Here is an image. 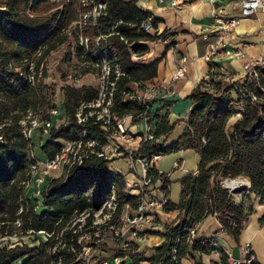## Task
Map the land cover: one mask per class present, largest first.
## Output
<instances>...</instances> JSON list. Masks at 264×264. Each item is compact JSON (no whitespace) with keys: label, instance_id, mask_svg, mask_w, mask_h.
<instances>
[{"label":"trees","instance_id":"16d2710c","mask_svg":"<svg viewBox=\"0 0 264 264\" xmlns=\"http://www.w3.org/2000/svg\"><path fill=\"white\" fill-rule=\"evenodd\" d=\"M69 1L63 9L53 11L63 4L61 0L58 4L54 0H0V6L7 9L0 14V233H3L1 237L8 235L7 225H15L24 234H47L46 239L36 238L37 244L33 246L0 247V264L19 261L21 264H87L83 257L86 246L83 237L88 231H95L87 229L94 225V214L111 203L114 207L111 221L117 223L127 206L136 209L139 196L128 193L126 178L111 172L110 160L99 155L109 144L117 119L129 116L133 124L144 119L150 125L156 121L154 139H143L135 153L137 158L151 159L154 154L182 149L196 150L200 155L198 170L181 179L180 203L168 199L164 205L165 211H181L178 223L164 231H146L140 236L153 233L165 238L155 248L151 264H181L186 256L201 264L198 255L211 253L215 248L202 237L190 241L189 232L195 224L217 215L223 228L238 240L253 211L248 202L251 194L264 202V67L257 78L231 85L224 74L212 71L216 64L210 63V88L206 89L204 81L198 84L191 95L189 127L178 142L167 146L175 125H170L166 115L153 111L150 103L129 99L127 95L137 84L143 88L145 81L157 75L158 61L144 65L138 60L149 51L148 43L165 40L175 32L151 34L145 30L142 24L152 15L140 9L135 0H88L83 15L95 7L99 16L85 20L88 45L79 40L76 56H83L81 61L88 65L90 60L93 65L107 63L105 101L100 107H84V121L79 122L80 108L97 102L100 92L88 86L65 88L66 122L51 129L50 139L41 151L51 161L63 152L61 141L71 142L74 148L78 147L77 155L82 162L66 166L64 175L50 179L41 193L43 209L39 211L24 193L33 162L29 156L31 140L26 137L21 121L42 102V90L36 83L37 73L31 70L32 64L37 70L57 44L64 43V32L69 26L80 21L77 0ZM153 19L156 26L157 19ZM233 87H237L236 97L232 96ZM110 98L108 114L99 117L98 112ZM237 113L241 118L230 125V119ZM108 119L110 122H106ZM160 138H164L163 143L159 142ZM148 176H154L153 182H162L168 197L170 178L155 166L149 168ZM239 177L248 179L251 186L244 190H250L249 197L237 203L236 193L223 187L222 181ZM83 216L86 224L79 229L82 221L77 220ZM135 250L133 243H128L114 257L127 255L137 264L145 258L134 253ZM222 261L230 264L225 252ZM252 264L259 263L255 260Z\"/></svg>","mask_w":264,"mask_h":264},{"label":"crops","instance_id":"0c3cea01","mask_svg":"<svg viewBox=\"0 0 264 264\" xmlns=\"http://www.w3.org/2000/svg\"><path fill=\"white\" fill-rule=\"evenodd\" d=\"M135 1L140 9L150 13L152 18L157 19V25L154 26L151 34H161L165 30L175 32L174 35L168 36L165 40L149 42V51L138 59L144 65L158 61L156 77L145 81L143 89L139 92L142 95L145 93L150 94L149 102L152 110L158 111L161 116L166 115L170 125H175L174 131L167 138L166 144L170 146L178 142L189 127L188 119L193 106L191 95L201 79L208 74L210 63L213 62L212 59H215L214 64L219 65L230 74L229 83H231L243 80V65L245 62L258 60L264 56V13L258 12L243 19L229 35V48L225 52L210 57V45L215 41V36H211L209 40H206L204 36L208 31L219 28L214 22L216 14L220 13L218 8L225 17L240 16V10L235 3L229 2L220 5L214 4L211 0H177L179 4L174 6L170 0L164 3H161L160 0ZM172 41L175 43L172 44ZM238 51H242L244 55L237 57L235 54ZM184 63L186 64L184 77L173 80L174 74ZM61 115L52 116L54 127L62 117ZM240 118L241 116L234 115L229 124H235ZM147 121V119H144L137 124H133L132 117L125 118L126 126L133 135V141L128 149L124 148L126 152L123 156L113 155L108 164L111 172L121 174L126 178L127 191L131 195L140 194L142 190L141 182L145 172L140 162L136 163L135 170H131L127 156L140 148L149 127L152 132H155L156 121L152 125L148 124ZM38 133L34 129L33 137L39 138L40 134ZM46 136L48 137L45 138ZM46 136H42L43 145L50 139V133ZM111 139L109 145L105 147V151L109 154H111V144H114ZM163 140L164 138H160L159 142L163 143ZM39 159L48 161L43 152L39 154ZM199 162L200 155L192 149H182L177 152L163 154L155 161V167L159 172L166 174L171 180L168 188V199L174 204L178 205L181 201L183 189L181 179L187 174L195 173L198 170ZM40 173L38 172V174ZM50 174L44 176L42 184H38L39 178L35 177L24 190L26 198L31 200L33 198L40 199V206L37 208L41 210L43 209L42 196L35 193L37 187L40 188L38 192L42 193L51 179ZM59 176V171H57L52 178ZM145 189L148 196L158 199L166 196L160 180ZM239 193L235 195L237 203L244 200ZM248 202L253 206V211L249 215L238 240L223 228L217 215L208 216L198 225L197 237L210 240L215 248L211 253L198 255L201 264H223V252L231 253L236 259H242L247 245L250 246L256 262L264 264V223H261V219L264 217V202H260L256 194H251ZM153 215L154 224L148 230L149 232L164 231L167 226L177 224L182 213L179 210L165 211L162 208L154 209ZM164 241V237L153 233L138 237L132 236L130 243H133L134 249H136L134 253L143 255L145 258L137 264H151L152 258L156 255L155 248ZM118 245L120 244L118 243ZM104 262H107V264H136L130 256H122V261L118 263L115 262L114 257L108 258L106 253H102L99 259L87 264H102ZM181 264H196V262L190 256H186L182 258Z\"/></svg>","mask_w":264,"mask_h":264},{"label":"rangeland","instance_id":"374dc122","mask_svg":"<svg viewBox=\"0 0 264 264\" xmlns=\"http://www.w3.org/2000/svg\"><path fill=\"white\" fill-rule=\"evenodd\" d=\"M60 0H54L56 4H58ZM63 3L58 7H54V10L63 9V5L65 3L69 4V0H61ZM85 2V3H84ZM88 0H77L76 5L79 9V17L80 21L74 22L69 28L64 32L66 40L64 43L57 44L56 48L52 50L49 55H47L40 63L39 68L36 70L34 68V63L32 64V69L34 74L37 73V80L36 83L40 84V88L42 90V102L40 106L36 110H32L28 116L25 118L27 123L25 125L26 135L31 140L32 147L29 152L30 159L32 160L31 166V178L28 181L26 186H29L35 177L39 178L38 184H42L44 181L43 178L48 173L52 177L54 174L59 171L61 177L66 172V166L70 164L72 161L75 160L78 147L74 148L75 145L71 142L61 141L64 147V155L65 159L60 158V166L56 169L50 168L47 166V161H43L39 159V154H41V148L43 146V138L42 136L50 132H46V130L52 129L53 122L52 116L56 114H62L61 118L56 122V127L61 126L66 122L67 116L65 112V88H80L82 86L93 87L100 92V98H104V94L107 91V84L106 81L103 82V74L107 69V66L101 68L98 66L93 65L92 61L90 60L89 63L85 61H81L83 56L78 58L77 54V45L83 39H85V32L86 28L84 24H80L82 21L86 20L89 21L91 16H94L95 7L89 11L85 15H83V7L88 6ZM56 4H54L56 6ZM52 5V7L54 6ZM6 9L4 6H0ZM81 9V11H80ZM7 11V9H6ZM83 23V22H82ZM45 49L41 51V53L37 54L35 57L36 60L40 57ZM89 62V61H88ZM86 66H91L93 70L89 71L86 69ZM234 84V82L228 83ZM104 86V88H102ZM232 96L236 97L235 90L237 92V87H233ZM102 91V96H101ZM106 114V111L101 110L98 112V115L101 116ZM46 121L51 122V126L48 128L45 124ZM36 129L40 134L39 138L33 137V131ZM46 136L45 138H47ZM70 146V148H69ZM76 155V156H75ZM123 156V155H122ZM38 172H41L38 174ZM58 178V177H57ZM249 187H246L248 189ZM39 187H37L36 195H41ZM239 192H236V194ZM250 190L244 192L243 190L240 191V195L245 199L249 197ZM33 203L40 206V199L33 198ZM37 210H41L38 209ZM114 207L113 204H108L106 207L102 208L101 210L97 211L94 214V221L93 226L88 227V230H95L89 232L83 237V241L85 242V253L84 259L86 263H92L96 259H99L102 256V253L108 254V258H113L116 253L120 252L121 247H125L127 242H131V237L129 234L124 236H118L116 231H118V227L114 226L117 223H114L112 220V215ZM78 221H82V225H80L79 229H81L86 224V216L81 217ZM76 222V223H77ZM112 224V225H111ZM120 230V229H119ZM3 234V233H2ZM2 234L0 233V247H12L17 244L24 245L27 244L29 246L36 245V238L40 237L42 239H46L45 233H37V234H24L21 230L18 229V226L7 225L6 228V236L1 237ZM118 243L120 245H118ZM106 258V257H104ZM103 260V259H102ZM21 261L16 262L15 264H20Z\"/></svg>","mask_w":264,"mask_h":264},{"label":"built area","instance_id":"2783aa9c","mask_svg":"<svg viewBox=\"0 0 264 264\" xmlns=\"http://www.w3.org/2000/svg\"><path fill=\"white\" fill-rule=\"evenodd\" d=\"M168 0H160L161 3H164ZM172 5L177 6L179 3L177 0H170ZM214 4H224V3H235V5L239 8L240 10V16L236 17H225L222 13V11L218 8L220 13H217L214 22L215 25L218 26L219 28H214L210 31H208L205 34V39L209 40L211 36H215V41L210 45L211 48V54L210 57L215 56L216 54H220L222 52H225L230 46V42L228 40L229 35L231 32H233L236 27L240 24V22L248 17H251L258 12L264 13V0H211ZM100 8H103V5L99 6ZM95 18L99 16V13L97 11V8H95ZM154 19L152 16H150L143 24L142 27L147 30L148 32H152L154 29L153 25ZM83 22V23H82ZM80 24H85V20L82 21ZM81 44H85L86 46L88 45V39H83L81 41ZM237 57L243 56L242 51H238L235 54ZM186 59L184 58V61ZM214 63L215 59H212ZM186 62V61H185ZM185 63L183 66H181L177 72L173 76V80H177L179 78L184 77V70H185ZM95 66L98 67H105L107 66V69L105 71V74H103V82L106 81L108 82V75H109V67L107 63L104 61L103 66H100L99 64H96ZM264 67V56L258 60H250L244 63L243 65V70H244V78L243 80L251 81L254 78H257L259 75V70ZM31 70H33L31 68ZM212 71L224 74L226 76L225 80L226 82H229V76L225 70H223L219 65H216V68H212ZM34 78L31 76L30 81H32ZM242 80V81H243ZM204 81L206 84V89L210 88V76L209 73L206 74L200 82ZM112 86H115L114 83H111ZM104 88V86H102ZM141 84H137L135 87L134 91H132L130 94L127 95L129 99H137L145 104H149V98L150 94L145 93L144 95L140 94L139 90H142ZM112 96V93H110ZM101 96H102V91H101ZM105 96L106 92L104 94V98H100L97 100L95 103H91L88 105H83L78 114L77 117L79 119V122L84 121V118L82 117V112L84 107H100L105 101ZM253 100H256V97L252 98ZM112 104V99L110 98L106 105L103 106V111H106V114H108L109 109L108 107ZM92 114V113H90ZM236 115L241 116L240 113H237ZM99 117H102L99 116ZM106 122H110L109 119ZM27 123V120L24 119L21 121V124L23 127H25ZM48 128L51 126L50 121H46L45 124ZM51 130V129H50ZM46 132H50L49 129L46 130ZM24 133L26 135V129L24 128ZM27 137V135H26ZM28 138V137H27ZM114 141V144H111V154L107 153L105 151V148L99 152L100 156H104L107 159L111 161V158L113 155H123L126 151L124 148L128 149V146L130 143L133 141V135L132 133L128 130L126 123H125V118L124 119H117L116 121V126H115V132L113 136L111 137ZM144 139L146 140H152L154 139V132L151 131V128L149 127L147 129V132L144 136ZM110 143V142H109ZM109 145V144H108ZM107 145V146H108ZM70 148V146H69ZM61 153V155L57 156L54 160H48L47 161V166L53 169H56L60 166V158L65 159V153ZM137 152V151H136ZM128 154V159H129V167L131 170H135L136 168V163L140 162L143 170L145 172L144 177L142 178L141 186L142 190L140 192L139 196V204L136 207V209H131L129 206H127L122 213L121 217L119 220H117V224L114 226L118 227V231H116L118 236H124L126 234H129V236L133 237H138L140 236V233H146L152 226L154 222V215H153V210L154 209H164L165 203L168 201V197H163V198H155L153 196H148L146 187H150L152 184H154V176H148V170L149 168L155 166V161L159 158L160 155L154 154L151 159L147 158H137L135 153ZM77 155V154H76ZM75 155V156H76ZM82 162L81 157L76 156L75 160L72 161L68 165H73L75 163H78L80 165ZM161 173V172H160ZM233 182L237 184V187L234 185H231ZM223 187L228 189L231 192H234L235 189L243 188V191L245 190L246 187H250V183L248 179L239 177L236 179H225L222 181ZM39 233H45V232H39ZM47 235V234H46ZM198 236V224H195L189 232V239L192 241L194 238ZM127 242L124 246H128ZM228 261L230 264H252L255 261L254 254L250 250V246L247 245L245 248V255L242 259H236L232 256L231 253H228ZM115 262L120 263L122 261V256H116L114 257ZM102 264H107V262H104Z\"/></svg>","mask_w":264,"mask_h":264},{"label":"water","instance_id":"95a60500","mask_svg":"<svg viewBox=\"0 0 264 264\" xmlns=\"http://www.w3.org/2000/svg\"><path fill=\"white\" fill-rule=\"evenodd\" d=\"M6 12H7V11H6L5 8L0 7V14H4V13H6ZM242 190H243V188L235 189V190H234V193H236V192H240V191H242Z\"/></svg>","mask_w":264,"mask_h":264},{"label":"bare ground","instance_id":"6f19581e","mask_svg":"<svg viewBox=\"0 0 264 264\" xmlns=\"http://www.w3.org/2000/svg\"><path fill=\"white\" fill-rule=\"evenodd\" d=\"M231 185H234L235 187H237V184L235 182H233Z\"/></svg>","mask_w":264,"mask_h":264}]
</instances>
